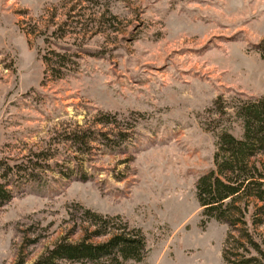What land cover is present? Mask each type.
<instances>
[{
    "label": "rangeland",
    "instance_id": "obj_1",
    "mask_svg": "<svg viewBox=\"0 0 264 264\" xmlns=\"http://www.w3.org/2000/svg\"><path fill=\"white\" fill-rule=\"evenodd\" d=\"M262 40L264 0H0V180L13 190L0 264L80 239L86 208L141 229L145 255L127 264H227L229 226L204 220L196 181L218 133L242 136L217 96L264 97ZM83 129L82 151L66 137ZM6 163L26 169L14 185ZM251 163L264 176V153ZM248 226L260 241L264 223Z\"/></svg>",
    "mask_w": 264,
    "mask_h": 264
},
{
    "label": "trees",
    "instance_id": "obj_2",
    "mask_svg": "<svg viewBox=\"0 0 264 264\" xmlns=\"http://www.w3.org/2000/svg\"><path fill=\"white\" fill-rule=\"evenodd\" d=\"M258 48L264 59V40ZM214 105L220 114L237 116L243 131L240 138L226 132L218 133L223 141L214 151V167L202 173L196 181L201 214L204 220L214 218L229 226L222 250L227 264H264V232L259 241L248 226L249 223L254 227L264 223V176L255 173L253 170L257 171V167L251 163L252 157L264 153V97L236 99L230 106L222 95H218ZM230 107L232 112L228 110ZM100 120L110 121L106 115ZM67 134L66 139L73 141L82 151L93 138L90 129L73 130ZM21 170L26 171L18 165L6 163L3 176H17L14 185L23 176L18 175ZM10 184V181L0 180V205L12 196ZM84 216L94 225L93 229H86L75 241L61 238L30 264H60L63 260L127 264L129 260L143 259L145 237L139 227L130 226L118 216L101 214L89 208L84 209ZM103 235H107L103 240H92Z\"/></svg>",
    "mask_w": 264,
    "mask_h": 264
}]
</instances>
